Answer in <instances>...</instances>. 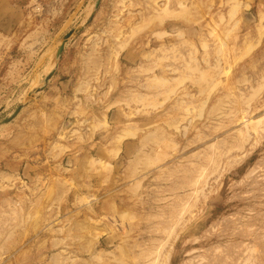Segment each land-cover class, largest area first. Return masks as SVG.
Returning a JSON list of instances; mask_svg holds the SVG:
<instances>
[{
    "label": "rangeland",
    "instance_id": "obj_1",
    "mask_svg": "<svg viewBox=\"0 0 264 264\" xmlns=\"http://www.w3.org/2000/svg\"><path fill=\"white\" fill-rule=\"evenodd\" d=\"M0 264H264V0H0Z\"/></svg>",
    "mask_w": 264,
    "mask_h": 264
},
{
    "label": "water",
    "instance_id": "obj_2",
    "mask_svg": "<svg viewBox=\"0 0 264 264\" xmlns=\"http://www.w3.org/2000/svg\"><path fill=\"white\" fill-rule=\"evenodd\" d=\"M73 33L74 32H69L66 36H65V38H64V40H63V43H62V45L60 46V48H59V50H58V52H57V58H59L62 54H63V52H64V50H65V46H66V44H67V42L71 39V37L73 36ZM23 110V107H19L15 112H14V114L10 117V118H8V119H6L5 121H3V123L2 124H8V123H10L12 120H14L20 113H21V111Z\"/></svg>",
    "mask_w": 264,
    "mask_h": 264
},
{
    "label": "bare ground",
    "instance_id": "obj_3",
    "mask_svg": "<svg viewBox=\"0 0 264 264\" xmlns=\"http://www.w3.org/2000/svg\"><path fill=\"white\" fill-rule=\"evenodd\" d=\"M247 119V118H246ZM263 119V118H262ZM260 121V120H259ZM252 122H256V121H252ZM246 126V125H245ZM247 127V126H246ZM247 129V128H246Z\"/></svg>",
    "mask_w": 264,
    "mask_h": 264
}]
</instances>
